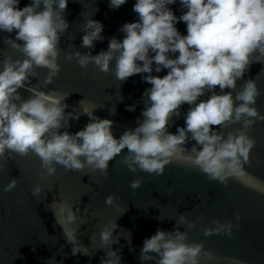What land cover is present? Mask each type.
<instances>
[{"label":"clouds","instance_id":"obj_1","mask_svg":"<svg viewBox=\"0 0 264 264\" xmlns=\"http://www.w3.org/2000/svg\"><path fill=\"white\" fill-rule=\"evenodd\" d=\"M68 2L31 0L21 8L20 0H0V32L15 33L14 38L5 36L3 42L23 56L13 59L5 55L0 61V169L4 161L30 153L39 157L40 167L49 177L56 174L57 165L66 171L90 169L107 177L110 161L118 156L131 172L160 176L167 165L177 161L198 169L211 181L227 186L230 179H236L264 193V185L250 177L245 168L251 164L256 146L249 131L257 121H264L255 107L261 89L255 79H243L253 63L264 64V0H179L181 9L186 10L179 17L169 7L177 0H136L133 11L139 19L122 25V40L112 37L108 49L97 55L79 50L67 53L66 60H74L81 68L92 64L100 72H112L120 84L134 75L146 74L142 79L151 87L142 96V118L138 117L137 126L126 128L119 138L114 134L113 120L94 115L100 106L81 100L73 107L65 102L70 94L41 90L37 69L48 70L44 86L52 84L61 72L58 60L61 37L69 29L65 17ZM125 3L127 0H110L109 7L117 10ZM179 22L186 24V35L177 29ZM103 29L100 21L87 19L81 47L91 50L96 41H103ZM164 69L168 71L163 77L152 74ZM30 78L38 83L31 85ZM240 80L243 84L237 91ZM20 89L29 93L28 98ZM207 94L208 99L200 100ZM184 104L189 105L186 114L181 111ZM69 108L71 111H66ZM126 110L134 111L135 104ZM115 114V109L109 111V115ZM81 116H87L89 122L75 134L69 133L70 122L79 121ZM181 116L186 126L177 127L173 134L169 128L174 118ZM237 124L240 127L232 128ZM191 141H195L192 147H185ZM142 183L143 177H139L130 187L139 189ZM17 184L18 179L12 178L3 191L11 192ZM174 191L170 188L168 194ZM42 193L38 183L31 189L34 197ZM105 203L121 208L111 195ZM50 207L72 246L71 254L91 255L78 239L80 225L87 223L79 207L73 211V206L64 202H54ZM235 218L242 219L240 214ZM77 221L79 226L72 227ZM211 224L214 227L203 229L206 237H231L233 228L238 227L232 220L212 219ZM180 225L191 230L196 221L181 214L173 230L158 227L143 241L141 264H200L202 255L209 260L216 258L202 242L189 243L188 231H181ZM117 227L114 222L101 228L99 249L107 251L100 264H121L119 250L111 248L119 243V237L113 235ZM90 239L92 242L95 236ZM235 264L244 262L237 260Z\"/></svg>","mask_w":264,"mask_h":264},{"label":"water","instance_id":"obj_2","mask_svg":"<svg viewBox=\"0 0 264 264\" xmlns=\"http://www.w3.org/2000/svg\"><path fill=\"white\" fill-rule=\"evenodd\" d=\"M135 2L127 0L119 9L112 10L110 0H69L65 12L69 29L60 41L62 51L58 63L61 72L52 84L44 86L43 79L48 70L37 69L41 90L70 94L65 102L73 107H78L81 100L100 106L102 109H97L94 115L115 122L116 138L126 128L137 126V118L141 117L144 108L142 96L151 87L142 79L146 74L134 75L120 84L112 72H100L92 64L86 69L81 68L74 60L68 61L64 57L76 50L97 55L102 49H108L112 37L122 40V25L139 19L133 11ZM30 3L31 0H20L19 7ZM169 7L178 17L186 11L181 9L179 0ZM91 18L103 24L105 39L96 41L95 47L89 50L81 44L83 25ZM176 27L182 35L187 34L184 22L177 23ZM7 35L15 37V33L0 32V61L5 55L23 59L21 53L4 44L3 39ZM167 71H153L152 74L163 77ZM250 78L255 79L261 89L255 107L264 115V64L253 63L243 79ZM30 79L31 85L38 83L36 78ZM237 83L239 91L243 80ZM19 91L28 98V92L24 89ZM216 91L219 92L218 87ZM209 95L200 97V100L208 99ZM134 104V111L126 110V106ZM111 109L116 110L114 116L109 115ZM188 109V104L181 107L185 114ZM66 111H71V108ZM88 122L87 116H81L79 121H71L66 130L75 134ZM181 126H186L183 116L174 118L169 131L175 134L177 127ZM236 127L240 125L232 126ZM232 128L226 129L225 133ZM249 135L256 139V146L251 152V164L245 168L250 177L264 185V121H257ZM194 143L191 141L185 147L190 149ZM121 158L118 156L110 161L107 177L90 169L66 171L60 165L56 166V174L49 177L41 169L39 157L32 153L4 161V167L0 169V264H100L107 251L99 249L102 247L100 231L104 225L114 222L118 227L113 235L119 237V243L113 244L112 250H119L121 264H141L139 255L145 238L154 235L158 227L165 231L173 230L181 214L190 221H196V227L191 230L184 225L179 226L181 231H188V242H202L206 250L211 249L215 253L216 258L211 260L202 255L200 264H235L237 260L244 264H264V193L236 179H230L227 186L211 181L198 169L177 161L167 165L160 176L139 170L131 172L120 162ZM139 177H143V183L139 189L133 190L130 182ZM12 178L18 179L16 188L11 192L3 191ZM37 183L43 187L44 193L34 197L31 189ZM170 188L175 189L171 195L168 194ZM110 195L121 205L119 210L105 203ZM54 202L72 205L73 211L79 207L80 215L86 218L87 223L80 225L78 239L89 248L91 255L71 254L72 246L67 243L50 207ZM237 214L242 217L239 221L235 218ZM212 219L221 222L232 220L238 227L233 228L231 237L226 234L206 237L203 229L214 227ZM71 226L78 227L79 221ZM93 235L95 239L91 242Z\"/></svg>","mask_w":264,"mask_h":264}]
</instances>
